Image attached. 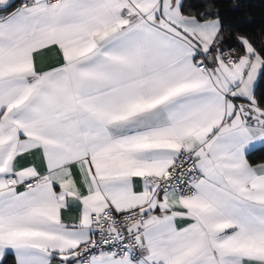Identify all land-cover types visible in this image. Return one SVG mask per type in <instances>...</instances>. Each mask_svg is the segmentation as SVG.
Listing matches in <instances>:
<instances>
[{
    "label": "crops",
    "instance_id": "obj_1",
    "mask_svg": "<svg viewBox=\"0 0 264 264\" xmlns=\"http://www.w3.org/2000/svg\"><path fill=\"white\" fill-rule=\"evenodd\" d=\"M182 0H0V263L79 264L90 219L139 210L141 259L89 264H264L262 59L205 71L217 20ZM182 151L194 193L155 191ZM37 180L40 183L25 187Z\"/></svg>",
    "mask_w": 264,
    "mask_h": 264
},
{
    "label": "built area",
    "instance_id": "obj_2",
    "mask_svg": "<svg viewBox=\"0 0 264 264\" xmlns=\"http://www.w3.org/2000/svg\"><path fill=\"white\" fill-rule=\"evenodd\" d=\"M64 0H44L46 5H54ZM35 0H18L19 8L34 5ZM215 57L230 64L236 59L231 49H216L212 51ZM200 57L196 67L205 71L207 63L205 57ZM173 161L169 170L159 177L150 178L155 191L175 190L183 197H189L194 193V185L199 178L196 158L189 152L182 151ZM40 183L32 180L26 183L29 187ZM144 216L137 209L117 212L113 208H105L101 213L90 219L89 228L92 238L83 243L74 251V261L79 264H89L92 259L102 253L115 259L130 258L138 260L142 258L140 252L141 228H135L143 220Z\"/></svg>",
    "mask_w": 264,
    "mask_h": 264
},
{
    "label": "trees",
    "instance_id": "obj_3",
    "mask_svg": "<svg viewBox=\"0 0 264 264\" xmlns=\"http://www.w3.org/2000/svg\"><path fill=\"white\" fill-rule=\"evenodd\" d=\"M181 12L196 19L217 20L220 25V49H231L235 56L243 54L241 39L260 56L263 65L254 87V101L264 111V0H182ZM215 48L212 49L214 51ZM251 165L264 163V146L247 155ZM0 264H15L7 255Z\"/></svg>",
    "mask_w": 264,
    "mask_h": 264
},
{
    "label": "water",
    "instance_id": "obj_4",
    "mask_svg": "<svg viewBox=\"0 0 264 264\" xmlns=\"http://www.w3.org/2000/svg\"><path fill=\"white\" fill-rule=\"evenodd\" d=\"M216 62V57L215 55H210L207 59H206V65L208 66H212L211 64H214Z\"/></svg>",
    "mask_w": 264,
    "mask_h": 264
}]
</instances>
